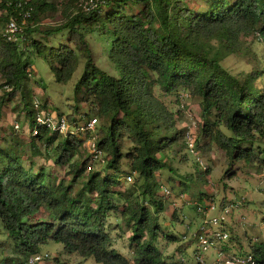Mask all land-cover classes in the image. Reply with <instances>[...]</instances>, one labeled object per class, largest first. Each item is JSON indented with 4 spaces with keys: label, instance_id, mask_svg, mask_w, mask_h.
Listing matches in <instances>:
<instances>
[{
    "label": "trees",
    "instance_id": "obj_1",
    "mask_svg": "<svg viewBox=\"0 0 264 264\" xmlns=\"http://www.w3.org/2000/svg\"><path fill=\"white\" fill-rule=\"evenodd\" d=\"M13 1H25L32 8L25 34L33 52L25 57L20 46L5 42L0 34V89L9 90L0 96V110L19 98L18 106L32 124L33 96L26 86L31 71L28 58L47 51L50 71L61 84L71 79L78 57L84 60L73 89L75 102L89 105L85 113L89 118L91 112L109 122L97 140L108 157L101 171H86L90 160L80 156L84 141L79 138L60 139L44 128L29 143L16 136L4 138L6 145L0 146V225L14 251L26 259L38 254L42 245L54 242L62 244L66 254L93 258L99 264H174L155 246L161 234L157 217L163 211L155 175L166 167L157 155L174 144L181 132L170 138L161 136L170 133L175 122L173 113L156 97V90L162 95L186 92L190 99L199 98L200 138L214 143L230 162L264 166V150L257 145L264 138V89L255 86L258 75L252 73L241 80L221 65L224 57L241 51V38L259 34L264 43V0H204L199 12L191 10L186 0H104L89 13L79 7L81 0ZM5 3L0 0L3 25L12 9ZM134 4L140 10L129 13L128 6ZM57 5L63 6L65 22L45 34L65 32L67 44L56 48L41 45L32 38L38 31L30 27L55 12ZM105 6L110 11L101 13ZM94 32L109 37L108 58L119 71V79L95 65L86 41V35ZM47 105L45 101L41 109L47 110ZM77 113L75 107L67 116L70 124L81 122ZM125 135L133 144L126 155L127 174H135L141 182L138 193L115 190L126 175L119 147ZM40 148L58 167L68 165L69 182L61 179L55 185L43 168L37 172L32 166L24 168L23 157L28 152L41 155ZM74 156L78 158L72 162ZM85 172V180L76 190L74 184ZM40 209L48 212V220H36ZM111 213H120L131 231V260L113 249L106 230ZM171 216L175 218L176 213ZM167 239L173 241L174 237ZM251 252L264 264V244L254 245ZM12 262L14 259L5 263Z\"/></svg>",
    "mask_w": 264,
    "mask_h": 264
},
{
    "label": "rangeland",
    "instance_id": "obj_2",
    "mask_svg": "<svg viewBox=\"0 0 264 264\" xmlns=\"http://www.w3.org/2000/svg\"><path fill=\"white\" fill-rule=\"evenodd\" d=\"M186 4L195 12H199L205 6L204 0H186ZM55 10V12L48 13L39 20L38 24L32 25L34 27L30 28L38 31L32 35L36 42L56 48L61 44H67L68 37L65 32L54 36L45 34V32L61 26L65 22L63 6L57 5ZM127 10L129 13H137L140 10V5H129ZM109 11L110 9L105 6L101 13ZM74 12L76 11H71L70 15ZM1 15H4V13L0 11ZM28 24L29 22L26 23V25ZM4 27L5 24H0L1 35ZM24 37L25 41L19 46L24 51L25 57H28L33 49H31L30 39L25 33ZM240 40L242 43L241 51L224 57L221 60V65L231 75L241 80H245L252 73L258 75L255 86L260 90L264 89V43L255 34ZM86 41L91 49L95 65L107 75L119 79V71L115 69L108 58L111 45L109 37L94 32L86 35ZM46 55L47 51L40 55L31 54L28 58L31 71L29 78H27L26 86L33 96L32 103L34 100L40 104L46 101V104H48L47 111L64 116L70 115L73 109L78 107L79 113L75 114V116L87 120L89 117L85 113L88 112L89 105L83 101L76 104L73 93L74 86L83 72L84 60L80 56L78 57V65L71 79L67 83L61 84L55 81ZM7 91H9L7 88L0 89V96ZM181 93L186 92L162 95L156 90L155 93L167 110L173 113L175 122L174 129L170 133L161 134V136L170 138L176 131L181 132L180 138L174 144H171L163 150V153L157 155L164 160L166 167L155 175L158 184V198L163 204V211L157 217V222L161 227V234L158 236L155 246L162 252L168 262L177 260L179 255L186 260H191L196 247L195 243L190 244L191 235L202 225V218L197 214L194 203H198L204 208L212 201L215 208L210 212V218L220 215V205L236 203L239 206L233 208L225 216L223 224L213 226L215 230L224 228L230 234V239L218 244L217 247L225 246L230 253L248 254L254 245L264 244V166H252L243 161L230 162L214 143L209 142L205 138H200L203 122L201 119L200 99L191 97V99L184 102V108L182 109L179 99ZM18 101L19 98L8 102L0 110L1 147L6 145L4 138H10L11 136H16L23 143L31 142L32 138H28L26 129L27 124L31 123L24 116L21 107L18 106ZM89 115H91L90 118L97 119L96 129L99 131L98 136L101 137V132H105L109 125L108 120L101 119L91 112ZM15 123H18L20 128H23L21 132L16 133L13 128ZM220 130L225 135H229V132L224 128ZM188 134L196 136L197 152L205 169L187 152L186 140ZM59 138L62 139L63 137L60 136ZM257 145H259L261 150H264V138ZM119 147L122 155L121 169L126 173L125 177L132 175V181L126 182L122 179L121 184L115 190L118 192L134 190L138 193L141 182H137L135 174H127L129 172V161L126 155L133 148V144L127 135L119 141ZM40 150L41 155H32V153L28 152L23 157L22 165L24 168L32 166L34 172L43 168L51 179V183L55 185L61 179L69 182L71 175L68 165L58 167L54 164L53 158H48L45 155L46 151L43 148H40ZM80 156L83 159L88 158L89 154L86 145L80 148ZM77 158L78 156H74L72 162ZM105 159L108 160L106 155ZM104 166L100 167L94 163L93 169L101 171ZM86 175L87 172L74 184L76 190L80 189L81 182L85 180ZM171 178L174 180H170ZM179 180L186 182V185H180ZM164 189L168 190V195L163 194ZM199 193H202V195L200 196ZM181 194L182 198L180 197ZM145 206L148 205L145 204ZM172 212L176 213L175 218H172ZM47 217L48 212L40 209L35 218L40 221L48 220ZM127 228L120 213L109 214L106 230L112 239L113 249L128 260H131L132 253L129 247L131 231ZM169 236L174 237L173 241L167 239ZM38 254L46 255V257H43L44 261L42 264H99L93 258L84 259L77 254H66L63 245L54 242L42 245ZM206 255L209 259H213L215 256L214 249H210ZM11 259H14V262L10 264H22L24 261V258L14 251L13 244L0 225V264H8L5 262Z\"/></svg>",
    "mask_w": 264,
    "mask_h": 264
},
{
    "label": "built area",
    "instance_id": "obj_3",
    "mask_svg": "<svg viewBox=\"0 0 264 264\" xmlns=\"http://www.w3.org/2000/svg\"><path fill=\"white\" fill-rule=\"evenodd\" d=\"M104 4V0H81L79 7L85 13L97 10L100 6ZM6 8L11 9V15L5 23L4 31L2 38L5 42L16 44L19 46L22 42L25 41L24 31L28 27L26 25L29 22L31 17L32 8L27 6L25 1H13L6 0ZM4 13L5 12H1ZM26 26V27H25ZM256 37L260 38L259 34H256ZM30 76V75H29ZM181 101L180 107L184 108V102L190 99L188 93H181L179 96ZM32 109L34 110V116L32 124H27V136L28 138H35L38 134V130L44 128L50 133L57 134L59 137H76L84 141L88 151L89 164L87 165L86 171L89 172L93 169V164H98L100 167L104 166L107 159H105V154L103 150L98 148V130L96 129L97 119L88 118L83 120L79 118L78 124L69 123L67 116L62 114H54L47 110L41 109V104L36 100L32 103ZM83 117V116H82ZM83 121V122H82ZM14 130L21 132L20 125L15 123L13 126ZM186 149L190 156H192L195 161L202 166L203 162L197 152L196 146V136L188 134L186 140ZM134 175V174H133ZM126 182L132 181V175L122 178ZM121 179V180H122ZM163 194L168 195L169 192L167 189L163 190ZM182 194L180 195V197ZM182 198V197H181ZM196 206L197 214L202 218V225L191 235V243H195V250L193 251V256L191 260H186L185 258L180 257L177 260H174V264H260L259 261L253 256L252 252L248 254H235L230 253L226 250L225 246H218L222 242L228 241L230 239V234L227 233L224 228L213 229V226L218 224H223L225 221V216L228 215L233 208H235L236 203L229 205H220L221 213L218 217L210 218V212L214 210V204L210 201V204L201 207L198 203H194ZM214 249L215 256L213 259H209L206 253ZM181 254V253H180ZM42 255L36 254L27 257L24 259L22 264H42L43 263Z\"/></svg>",
    "mask_w": 264,
    "mask_h": 264
},
{
    "label": "crops",
    "instance_id": "obj_4",
    "mask_svg": "<svg viewBox=\"0 0 264 264\" xmlns=\"http://www.w3.org/2000/svg\"><path fill=\"white\" fill-rule=\"evenodd\" d=\"M179 182V181H178ZM202 194V193H201Z\"/></svg>",
    "mask_w": 264,
    "mask_h": 264
}]
</instances>
